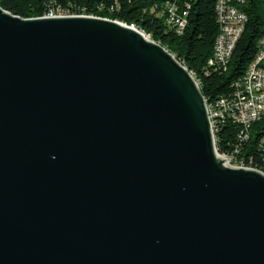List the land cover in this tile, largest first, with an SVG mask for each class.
Masks as SVG:
<instances>
[{
    "label": "water",
    "instance_id": "obj_1",
    "mask_svg": "<svg viewBox=\"0 0 264 264\" xmlns=\"http://www.w3.org/2000/svg\"><path fill=\"white\" fill-rule=\"evenodd\" d=\"M0 264H264V176L140 32L0 8Z\"/></svg>",
    "mask_w": 264,
    "mask_h": 264
},
{
    "label": "trees",
    "instance_id": "obj_2",
    "mask_svg": "<svg viewBox=\"0 0 264 264\" xmlns=\"http://www.w3.org/2000/svg\"><path fill=\"white\" fill-rule=\"evenodd\" d=\"M167 4L187 11V23L181 34L166 24ZM215 7L216 0H0L1 9L22 19L42 18L59 8L134 24L192 74L207 102L233 94L234 82L245 74L264 35L263 0H245L239 9L248 21L230 63L225 70L219 65L208 66L218 34ZM236 130L229 123L219 126L215 136L218 153L230 152L239 143ZM263 136L264 117L251 126L248 140L240 145L239 157L247 160L252 156L253 165L259 164L256 146Z\"/></svg>",
    "mask_w": 264,
    "mask_h": 264
},
{
    "label": "built area",
    "instance_id": "obj_3",
    "mask_svg": "<svg viewBox=\"0 0 264 264\" xmlns=\"http://www.w3.org/2000/svg\"><path fill=\"white\" fill-rule=\"evenodd\" d=\"M244 1L216 0L215 16L218 34L214 42L212 56L208 60V66L219 65L225 70L230 63L233 52L248 21L246 14L239 9ZM164 9L167 15L166 24L174 29L175 32L181 34L187 23V11L185 9L179 10L170 4H167ZM69 16L94 17L75 14L59 8L50 10L44 17ZM126 25L152 41L148 35L138 29L134 24ZM190 75L192 76L191 73ZM233 87L234 92L229 97H220L213 102H207L204 99L216 154L222 159L224 165L231 169L252 170L264 176V136L259 139L256 146L258 150L257 155L260 159L259 164L253 165L252 156L247 160L239 157L240 145L242 141L248 140L251 126L264 117V35L258 42L257 53L247 67L245 74L234 82ZM225 123L235 126L239 143L230 152L218 153L215 136L219 126Z\"/></svg>",
    "mask_w": 264,
    "mask_h": 264
}]
</instances>
